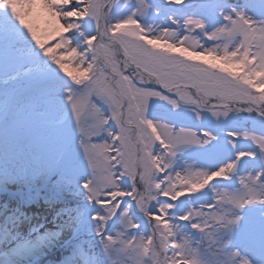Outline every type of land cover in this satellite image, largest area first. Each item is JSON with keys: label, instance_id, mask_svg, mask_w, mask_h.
I'll return each mask as SVG.
<instances>
[{"label": "snow or ice", "instance_id": "obj_1", "mask_svg": "<svg viewBox=\"0 0 264 264\" xmlns=\"http://www.w3.org/2000/svg\"><path fill=\"white\" fill-rule=\"evenodd\" d=\"M0 264H264V0H0Z\"/></svg>", "mask_w": 264, "mask_h": 264}]
</instances>
